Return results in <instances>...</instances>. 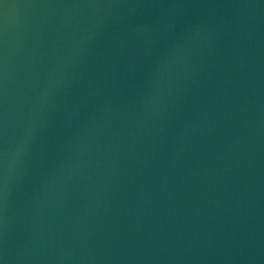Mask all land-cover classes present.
I'll return each mask as SVG.
<instances>
[{
    "label": "water",
    "instance_id": "water-1",
    "mask_svg": "<svg viewBox=\"0 0 264 264\" xmlns=\"http://www.w3.org/2000/svg\"><path fill=\"white\" fill-rule=\"evenodd\" d=\"M2 264H264V0H5Z\"/></svg>",
    "mask_w": 264,
    "mask_h": 264
},
{
    "label": "snow or ice",
    "instance_id": "snow-or-ice-1",
    "mask_svg": "<svg viewBox=\"0 0 264 264\" xmlns=\"http://www.w3.org/2000/svg\"><path fill=\"white\" fill-rule=\"evenodd\" d=\"M0 6H4V7L7 6V4L5 3V0H0ZM0 264H2V262H0Z\"/></svg>",
    "mask_w": 264,
    "mask_h": 264
},
{
    "label": "clouds",
    "instance_id": "clouds-1",
    "mask_svg": "<svg viewBox=\"0 0 264 264\" xmlns=\"http://www.w3.org/2000/svg\"><path fill=\"white\" fill-rule=\"evenodd\" d=\"M7 7H8V5L5 8H7Z\"/></svg>",
    "mask_w": 264,
    "mask_h": 264
}]
</instances>
